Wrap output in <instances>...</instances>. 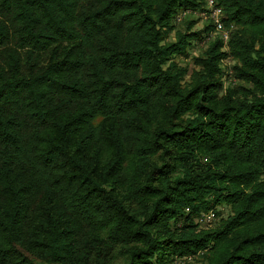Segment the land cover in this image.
<instances>
[{
    "label": "trees",
    "instance_id": "trees-1",
    "mask_svg": "<svg viewBox=\"0 0 264 264\" xmlns=\"http://www.w3.org/2000/svg\"><path fill=\"white\" fill-rule=\"evenodd\" d=\"M215 2L189 71L204 0H0V264H264V0Z\"/></svg>",
    "mask_w": 264,
    "mask_h": 264
},
{
    "label": "rangeland",
    "instance_id": "rangeland-1",
    "mask_svg": "<svg viewBox=\"0 0 264 264\" xmlns=\"http://www.w3.org/2000/svg\"><path fill=\"white\" fill-rule=\"evenodd\" d=\"M204 3H206V0H204ZM205 7V4H204ZM193 20L196 21V24L192 28V31H201L205 26H211V31L208 33H203V38L196 40L193 43V48H191L188 52V57L184 58H177L176 61L183 66H186L189 71H197L199 70L198 66L193 65L192 57H198L202 54V52H205L208 50L212 43L215 41H220L223 45L222 50L225 53H228V47L227 43L230 38V33L233 30V27H225L224 25V31L227 33V38H224L222 35L223 33H220L211 23L208 21H204L203 17L201 16V12L198 10H187L181 13V16H179V19L175 22V30L169 35L168 41H175L176 39V33L180 32L184 34L186 31V25L185 21ZM237 64V61L233 59L231 56L224 57L219 62V69L222 71V78L224 80V89H227V86L229 83H233L234 85L238 84V80L234 76V67ZM223 216L226 217L227 209L223 210ZM218 219L212 222L210 225L206 226L208 228H214L217 224ZM205 227V228H206ZM205 229L204 227H201ZM195 261H185L184 260H177L175 264H194Z\"/></svg>",
    "mask_w": 264,
    "mask_h": 264
},
{
    "label": "built area",
    "instance_id": "built-area-1",
    "mask_svg": "<svg viewBox=\"0 0 264 264\" xmlns=\"http://www.w3.org/2000/svg\"><path fill=\"white\" fill-rule=\"evenodd\" d=\"M201 16L203 20L208 21L211 23L222 35L224 38H227V33L224 31V24H223V11L220 7L216 5L215 0H206L205 7L201 11ZM231 27V26H230ZM215 220V214L213 211H208L207 213L201 214L196 222L200 226H208Z\"/></svg>",
    "mask_w": 264,
    "mask_h": 264
}]
</instances>
